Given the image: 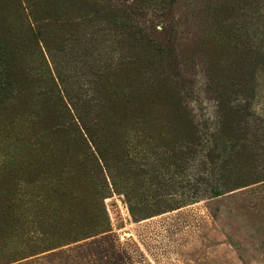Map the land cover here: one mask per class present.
Listing matches in <instances>:
<instances>
[{"label": "rangeland", "instance_id": "rangeland-1", "mask_svg": "<svg viewBox=\"0 0 264 264\" xmlns=\"http://www.w3.org/2000/svg\"><path fill=\"white\" fill-rule=\"evenodd\" d=\"M0 68V264H264V0H0Z\"/></svg>", "mask_w": 264, "mask_h": 264}, {"label": "trees", "instance_id": "trees-1", "mask_svg": "<svg viewBox=\"0 0 264 264\" xmlns=\"http://www.w3.org/2000/svg\"><path fill=\"white\" fill-rule=\"evenodd\" d=\"M129 21V20H128ZM130 23V22H129ZM4 80H3V73H2V70L0 68V91L4 89ZM212 194L211 197H216V196H219L221 195L220 191L219 190H212L210 191Z\"/></svg>", "mask_w": 264, "mask_h": 264}, {"label": "built area", "instance_id": "built-area-1", "mask_svg": "<svg viewBox=\"0 0 264 264\" xmlns=\"http://www.w3.org/2000/svg\"><path fill=\"white\" fill-rule=\"evenodd\" d=\"M121 240H124V237H121Z\"/></svg>", "mask_w": 264, "mask_h": 264}]
</instances>
